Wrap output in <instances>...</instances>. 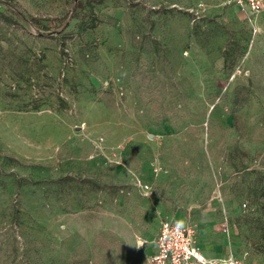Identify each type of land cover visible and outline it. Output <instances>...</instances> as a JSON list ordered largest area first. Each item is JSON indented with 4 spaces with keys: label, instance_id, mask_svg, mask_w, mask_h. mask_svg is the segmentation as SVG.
Wrapping results in <instances>:
<instances>
[{
    "label": "rangeland",
    "instance_id": "374dc122",
    "mask_svg": "<svg viewBox=\"0 0 264 264\" xmlns=\"http://www.w3.org/2000/svg\"><path fill=\"white\" fill-rule=\"evenodd\" d=\"M6 1L0 264H146L165 221L264 264V10Z\"/></svg>",
    "mask_w": 264,
    "mask_h": 264
},
{
    "label": "built area",
    "instance_id": "2783aa9c",
    "mask_svg": "<svg viewBox=\"0 0 264 264\" xmlns=\"http://www.w3.org/2000/svg\"><path fill=\"white\" fill-rule=\"evenodd\" d=\"M245 20L255 27L264 10V0H231ZM148 189V186H145ZM244 205V204H243ZM222 225L228 229L227 220ZM193 226L177 222L160 223L153 239V251L146 264H250L248 252L237 256L232 250L223 257H207L196 239Z\"/></svg>",
    "mask_w": 264,
    "mask_h": 264
},
{
    "label": "crops",
    "instance_id": "0c3cea01",
    "mask_svg": "<svg viewBox=\"0 0 264 264\" xmlns=\"http://www.w3.org/2000/svg\"><path fill=\"white\" fill-rule=\"evenodd\" d=\"M160 225V224H159ZM158 228H159V226L157 227V229L153 232V234L151 235V238H148V237H145V238H143L142 240H140L139 241V245L138 244H136V246L137 247H143L144 246V244L146 243V242H150L151 243V248H150V250H149V252H148V255L153 251V239H154V236H155V234H156V232H157V230H158ZM149 239V240H148ZM199 242H200V244H201V246H202V248H203V251H204V254L207 256V257H223V256H225L227 253H228V247L226 246V248H225V250L224 251H220L219 253H209V251H207L206 250V248H205V245L199 240V239H197ZM236 254V253H235Z\"/></svg>",
    "mask_w": 264,
    "mask_h": 264
},
{
    "label": "trees",
    "instance_id": "16d2710c",
    "mask_svg": "<svg viewBox=\"0 0 264 264\" xmlns=\"http://www.w3.org/2000/svg\"><path fill=\"white\" fill-rule=\"evenodd\" d=\"M94 1H96V2H99V0H88V2H89V8L90 9H92V7H93V4L92 3H94ZM1 2L2 3H4V4H6V5H8V6H10V4H9V2H7L6 0H1ZM12 7V6H11ZM74 7H76V5H74ZM22 19H25V17L22 15V14H18ZM6 21H10L8 18H4ZM67 24V22L65 23V25ZM226 62H227V59H226ZM240 91H242V89H237L236 90V93H235V95H234V100H233V102L234 103H239V100H238V95H239V93H240ZM247 92V91H246ZM254 197L255 198H257V199H262L263 201H264V188L263 187H256V188H254Z\"/></svg>",
    "mask_w": 264,
    "mask_h": 264
},
{
    "label": "bare ground",
    "instance_id": "6f19581e",
    "mask_svg": "<svg viewBox=\"0 0 264 264\" xmlns=\"http://www.w3.org/2000/svg\"><path fill=\"white\" fill-rule=\"evenodd\" d=\"M139 245V244H138Z\"/></svg>",
    "mask_w": 264,
    "mask_h": 264
}]
</instances>
